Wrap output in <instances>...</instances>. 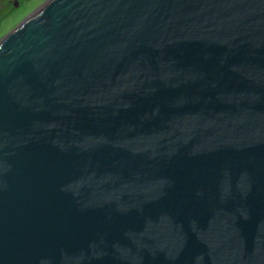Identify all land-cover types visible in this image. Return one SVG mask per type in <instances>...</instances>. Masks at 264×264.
<instances>
[{
  "label": "water",
  "instance_id": "water-1",
  "mask_svg": "<svg viewBox=\"0 0 264 264\" xmlns=\"http://www.w3.org/2000/svg\"><path fill=\"white\" fill-rule=\"evenodd\" d=\"M0 264H264V0H47L6 34Z\"/></svg>",
  "mask_w": 264,
  "mask_h": 264
},
{
  "label": "rangeland",
  "instance_id": "rangeland-1",
  "mask_svg": "<svg viewBox=\"0 0 264 264\" xmlns=\"http://www.w3.org/2000/svg\"><path fill=\"white\" fill-rule=\"evenodd\" d=\"M47 0H0V40Z\"/></svg>",
  "mask_w": 264,
  "mask_h": 264
}]
</instances>
